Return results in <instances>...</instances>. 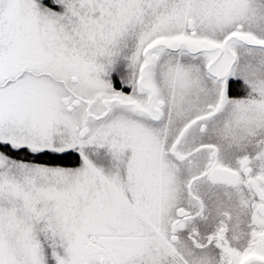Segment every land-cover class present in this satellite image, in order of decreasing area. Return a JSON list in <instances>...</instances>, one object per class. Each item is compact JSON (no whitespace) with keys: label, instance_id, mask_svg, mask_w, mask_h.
<instances>
[{"label":"snow or ice","instance_id":"snow-or-ice-1","mask_svg":"<svg viewBox=\"0 0 264 264\" xmlns=\"http://www.w3.org/2000/svg\"><path fill=\"white\" fill-rule=\"evenodd\" d=\"M0 264H264V0H0Z\"/></svg>","mask_w":264,"mask_h":264}]
</instances>
